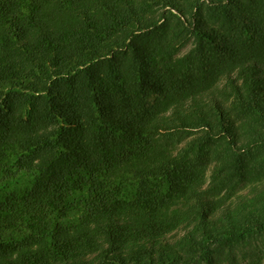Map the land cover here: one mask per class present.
<instances>
[{"label":"trees","instance_id":"trees-1","mask_svg":"<svg viewBox=\"0 0 264 264\" xmlns=\"http://www.w3.org/2000/svg\"><path fill=\"white\" fill-rule=\"evenodd\" d=\"M264 0H0V264H261Z\"/></svg>","mask_w":264,"mask_h":264},{"label":"rangeland","instance_id":"rangeland-1","mask_svg":"<svg viewBox=\"0 0 264 264\" xmlns=\"http://www.w3.org/2000/svg\"><path fill=\"white\" fill-rule=\"evenodd\" d=\"M261 264H264V256L261 259Z\"/></svg>","mask_w":264,"mask_h":264}]
</instances>
